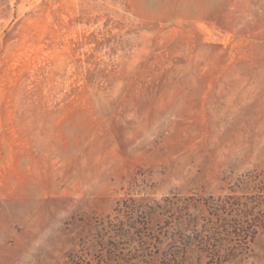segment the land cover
<instances>
[{
  "label": "rangeland",
  "instance_id": "374dc122",
  "mask_svg": "<svg viewBox=\"0 0 264 264\" xmlns=\"http://www.w3.org/2000/svg\"><path fill=\"white\" fill-rule=\"evenodd\" d=\"M0 264H264V0H0Z\"/></svg>",
  "mask_w": 264,
  "mask_h": 264
}]
</instances>
